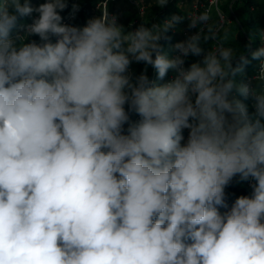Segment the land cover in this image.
<instances>
[{
	"label": "clouds",
	"instance_id": "1",
	"mask_svg": "<svg viewBox=\"0 0 264 264\" xmlns=\"http://www.w3.org/2000/svg\"><path fill=\"white\" fill-rule=\"evenodd\" d=\"M67 7L0 0V264H264V31L252 86L207 12L170 58L184 15L128 31L106 0L83 27L62 23ZM237 175L252 194L222 214Z\"/></svg>",
	"mask_w": 264,
	"mask_h": 264
},
{
	"label": "trees",
	"instance_id": "2",
	"mask_svg": "<svg viewBox=\"0 0 264 264\" xmlns=\"http://www.w3.org/2000/svg\"><path fill=\"white\" fill-rule=\"evenodd\" d=\"M99 0H78L77 5L79 11L76 12L75 16L72 19H69L71 11L73 9V0H68V7L61 13L63 20H67L66 24L83 27L87 22L93 19L95 16L99 17L101 15L100 11L95 12L94 7ZM45 0H31L33 7H38L39 4L44 3ZM145 3V2H144ZM143 3V4H144ZM226 11L232 15L233 20L231 19L228 22V26L224 28L225 22L222 27L217 31L220 38L227 36V43L229 46H232L237 49L239 52H243L246 58L249 60V64L245 66L244 72L237 74L234 79L237 83H249L252 86H255L254 76L256 74V68L258 61L252 60L251 53L261 47L260 33L264 30V0H226L223 4ZM144 13L139 14V11L128 4L127 0H115L107 4L108 12L110 15H115L118 18V23L123 25L126 30L134 31L138 28L144 20H148V23L145 26L150 27L153 23H162L165 19L170 18L172 15H185L184 11L177 6L176 4L172 7V10L169 9V2L165 7L157 8L154 4H144ZM170 11V12H169ZM37 13H33L32 17H25L19 23L29 24L32 22V19ZM62 20V21H63ZM186 18L185 20L177 26L176 29L169 30L167 33L168 39L162 40L161 44L163 47V52L169 56V52L166 51V48L173 47V57L175 53L174 44L177 41H180V38L176 34L180 32L182 27H186ZM15 32V30H14ZM176 32V33H175ZM56 37H52V42H55ZM35 40L37 43H40L38 36L29 37V41ZM214 44V42H212ZM211 43L202 44L204 52L206 53L210 47ZM165 49V50H164ZM203 56H188L185 61V67L188 68L192 63L201 61ZM239 63V59L233 61V66ZM147 68V75L154 84L160 85L167 83V77L169 75H174L172 71L164 77L163 80L158 79L157 72L151 66H147L144 63L133 62L130 66L129 71L134 75H139L144 72ZM232 96L235 99L240 100L247 108L249 116L255 118V108L254 100L251 97L244 98L240 96L235 89L233 90ZM140 117L134 113H130V121L136 122ZM264 123V120L261 121ZM128 125H125V130ZM186 131L189 133V129L183 130L185 134ZM187 141L183 140L181 143L184 144ZM251 179V178H250ZM249 179V180H250ZM248 181H241L239 175H237L232 183L225 189V199L228 205V208L220 207L219 211L223 214L225 211L229 210L231 205L234 203L235 199L239 196H251L252 186L249 185ZM252 180V179H251ZM255 181L252 180V184Z\"/></svg>",
	"mask_w": 264,
	"mask_h": 264
},
{
	"label": "built area",
	"instance_id": "3",
	"mask_svg": "<svg viewBox=\"0 0 264 264\" xmlns=\"http://www.w3.org/2000/svg\"><path fill=\"white\" fill-rule=\"evenodd\" d=\"M73 1H74L73 5H77V1L78 0H73ZM111 1H115V0H106V3L108 4ZM189 1L191 2L190 9H189L188 15H187V20L189 21V24H190V20L189 19L197 17L199 11H202L203 13H205V12L209 13L210 7L214 6L215 9H216V12H217L218 19H219V28H217L216 30L218 31L222 27V25L225 22V19H224V16L222 15L221 10L219 9V2L221 0H189ZM104 2H105V0H99L96 3V5L94 7L95 12H99L100 11V13H101L100 5H102ZM127 2H128L129 5H131L132 7L136 8L139 11L140 15H141V9L142 8H143V13H144L145 6L143 4V0H127ZM183 4H184V2H182V1L179 2L180 6H182ZM72 11H73V9H72ZM72 11H71V14L69 16V19L73 18ZM35 17H38V13L35 15ZM62 23L66 24L67 20H63ZM208 25H209V21H208ZM198 30H199L198 28L188 27L187 30L182 32V34H181L182 39H180V41H177L176 43L186 40L189 36L195 34ZM262 31H264V30H262ZM55 40H56V38H55ZM178 54L179 53L175 50V53H174L173 57L178 55ZM186 58H185V61H186ZM184 67H185V64H184ZM173 76L174 75H169L167 77V82H169L171 79H173ZM185 134L188 135L189 133L186 131ZM184 140L187 141V138H184ZM249 185L252 186V180L251 179L249 180Z\"/></svg>",
	"mask_w": 264,
	"mask_h": 264
},
{
	"label": "rangeland",
	"instance_id": "4",
	"mask_svg": "<svg viewBox=\"0 0 264 264\" xmlns=\"http://www.w3.org/2000/svg\"><path fill=\"white\" fill-rule=\"evenodd\" d=\"M180 1L186 3L181 9L184 11V13L186 15V20H187L188 11H189L190 5H191V2L189 0H168V2L170 4L169 9L171 11L172 10V7L175 4L178 6ZM144 2L147 3V5L148 4H154L155 3V0H143V3ZM225 2H226V0H221L219 2V9L221 10L222 15L224 16V19H225V26H224V28H226L228 26V22H230L231 19L233 20L232 15L229 12V10L226 11L225 8H224V5L223 4ZM156 7L157 8H162V7H159V6H156ZM200 14H203V12L202 11H199L198 12V16ZM208 15H209V25L208 26L215 27V29L219 28V19H218L217 12H216V9H215L214 6L213 7H210ZM94 18H97V17L95 16ZM178 34L180 35L179 31H178ZM166 51L169 52V57L171 58V56L173 54V47L166 48ZM185 130H187V129H185ZM188 135L187 134H183V137L188 139Z\"/></svg>",
	"mask_w": 264,
	"mask_h": 264
},
{
	"label": "crops",
	"instance_id": "5",
	"mask_svg": "<svg viewBox=\"0 0 264 264\" xmlns=\"http://www.w3.org/2000/svg\"><path fill=\"white\" fill-rule=\"evenodd\" d=\"M186 3L184 2V4L182 5V6H180V5H178L180 8H182L184 5H185ZM186 27H182L181 28V30H180V35L182 34V32L183 31H185V30H187L188 29V27H189V21L187 20L186 21V25H185ZM176 33V32H175ZM177 35H178V37L180 38V39H182V36H180L179 34H178V32L176 33Z\"/></svg>",
	"mask_w": 264,
	"mask_h": 264
}]
</instances>
